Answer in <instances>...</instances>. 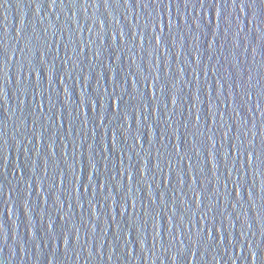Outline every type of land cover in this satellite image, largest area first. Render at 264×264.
<instances>
[{
  "label": "water",
  "instance_id": "obj_1",
  "mask_svg": "<svg viewBox=\"0 0 264 264\" xmlns=\"http://www.w3.org/2000/svg\"><path fill=\"white\" fill-rule=\"evenodd\" d=\"M0 264H264V0H0Z\"/></svg>",
  "mask_w": 264,
  "mask_h": 264
},
{
  "label": "snow or ice",
  "instance_id": "obj_2",
  "mask_svg": "<svg viewBox=\"0 0 264 264\" xmlns=\"http://www.w3.org/2000/svg\"><path fill=\"white\" fill-rule=\"evenodd\" d=\"M157 43H159V39H157ZM248 159H249V163H251V160H252L251 155H249Z\"/></svg>",
  "mask_w": 264,
  "mask_h": 264
}]
</instances>
